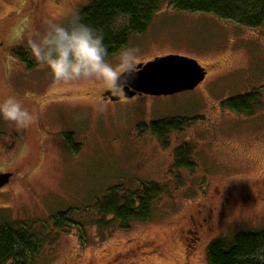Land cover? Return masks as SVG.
Wrapping results in <instances>:
<instances>
[{
    "label": "rangeland",
    "instance_id": "374dc122",
    "mask_svg": "<svg viewBox=\"0 0 264 264\" xmlns=\"http://www.w3.org/2000/svg\"><path fill=\"white\" fill-rule=\"evenodd\" d=\"M96 1L0 0V99L14 94L38 116L19 131L0 118V171L12 174L0 190V225L18 229L22 222L39 237L16 264H209L214 240L264 233V24L240 26L163 2L145 30L125 33L129 14L113 11L104 41L114 46L121 32L125 41L107 50L109 60L134 47L137 63L179 54L207 73L192 90L101 100L104 87L97 83H56L27 43L45 17L63 19L67 11L82 16ZM14 45L27 46L35 65L13 58ZM253 91L257 102L250 112L223 103ZM168 118L187 123L170 131L163 145L150 124ZM183 145L191 168L174 165ZM153 182L163 193L147 221L127 229L95 224L96 204L112 191L120 188L119 195ZM58 212L70 219L55 228Z\"/></svg>",
    "mask_w": 264,
    "mask_h": 264
},
{
    "label": "trees",
    "instance_id": "16d2710c",
    "mask_svg": "<svg viewBox=\"0 0 264 264\" xmlns=\"http://www.w3.org/2000/svg\"><path fill=\"white\" fill-rule=\"evenodd\" d=\"M163 2L177 10L211 13L240 26L258 28L264 24V0H98L92 8L85 9L81 18L85 23L104 33L105 24L113 11H121L130 16L129 27L125 33H137L145 30L153 13ZM121 34L120 37L114 38L113 44L111 43L114 46L110 45L108 48L107 41H104L107 50L116 49L125 41L123 32ZM26 47L24 49L20 45H14L9 53L13 58L23 62L26 67L31 68L35 64L28 58ZM256 100V93L253 91L227 98L223 103L227 108L241 113L250 112ZM186 123L187 120L184 119L168 118L151 122L150 129L158 140L166 145L167 134L170 131H180ZM174 165L177 168L193 166L188 149L184 145L176 149ZM117 189L118 192L121 190ZM118 192L115 195L112 191L108 197L96 204V213L99 217L95 222L97 226L104 225L106 228L109 224L118 229H127L136 222L147 221L154 204L163 193L162 186L155 182L119 195ZM68 215V212L55 213L52 216L54 227L59 224L64 226L65 220L70 219ZM12 224L3 222L0 225V264L23 262L24 247L36 246L39 240L31 226L17 222L20 227L16 229ZM39 236L43 237V234L40 233ZM17 248L22 249L18 251ZM261 255H264V233L261 232H240L230 241L214 240L207 248L209 264H264V260L254 259Z\"/></svg>",
    "mask_w": 264,
    "mask_h": 264
},
{
    "label": "clouds",
    "instance_id": "9594fccd",
    "mask_svg": "<svg viewBox=\"0 0 264 264\" xmlns=\"http://www.w3.org/2000/svg\"><path fill=\"white\" fill-rule=\"evenodd\" d=\"M45 17L42 26L28 33L27 43L36 62L50 69L56 83L88 81L114 92L138 71V49L123 47L109 60L104 34L85 23L79 13L67 11ZM0 118L13 123L17 131L29 127L38 116L9 95L0 99ZM264 260V255L260 256Z\"/></svg>",
    "mask_w": 264,
    "mask_h": 264
},
{
    "label": "water",
    "instance_id": "95a60500",
    "mask_svg": "<svg viewBox=\"0 0 264 264\" xmlns=\"http://www.w3.org/2000/svg\"><path fill=\"white\" fill-rule=\"evenodd\" d=\"M138 71L129 76L128 83L121 88L122 96L130 98L135 94L167 95L198 86L207 73L205 67L194 58L179 54L155 56L146 62H139ZM111 100L120 99L110 91L103 94ZM106 99V98H105ZM10 172H0V187L8 183Z\"/></svg>",
    "mask_w": 264,
    "mask_h": 264
},
{
    "label": "flooded vegetation",
    "instance_id": "af4514ba",
    "mask_svg": "<svg viewBox=\"0 0 264 264\" xmlns=\"http://www.w3.org/2000/svg\"><path fill=\"white\" fill-rule=\"evenodd\" d=\"M154 57H155V56H154ZM108 91H110L111 95L114 96V97L117 96V95L120 96V99L123 97V96H122V90H121V89L119 90V92H114V91H112V90H110V89L104 88V89L100 90V92L98 93L99 99H101V100H111L109 96H104V95H103L104 93H106V92H108ZM105 98H106V99H105ZM117 100H119V99H117ZM112 101H115V100H112ZM0 172H6V171H0ZM10 173H11V172H10ZM11 178H12V174H11V176H10V178H9L8 183H6V184L3 185L2 187H0V190H2L5 186H7V185L9 184ZM195 226H196V225H195ZM199 226H201L200 223L197 224V227H199ZM183 259H184V263H186V262L188 261V259L186 258V256H184Z\"/></svg>",
    "mask_w": 264,
    "mask_h": 264
}]
</instances>
